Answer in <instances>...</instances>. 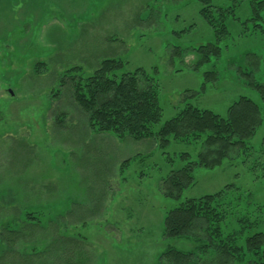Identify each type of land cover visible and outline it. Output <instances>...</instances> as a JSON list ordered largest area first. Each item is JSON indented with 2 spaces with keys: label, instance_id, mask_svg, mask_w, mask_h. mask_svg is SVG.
Segmentation results:
<instances>
[{
  "label": "rangeland",
  "instance_id": "1",
  "mask_svg": "<svg viewBox=\"0 0 264 264\" xmlns=\"http://www.w3.org/2000/svg\"><path fill=\"white\" fill-rule=\"evenodd\" d=\"M211 3L233 6L235 15L221 56L196 68L194 49L217 42L201 0H0V264H37L29 252L59 234L80 239L81 251L58 246L42 255L44 264H67L71 254L88 264H156L168 247L195 248L163 235L166 213L226 184H234L232 199L241 195L244 213L236 215L259 221L245 234L264 231V121L247 157L197 166L176 199L164 195L162 181L196 160L199 144L171 139L163 149L153 139L93 131L71 95L74 80L118 58L121 72L144 68L158 84L163 118L155 128L186 103L225 116L240 95L264 117V98L247 83L264 82V5ZM209 69L218 78L203 87ZM39 220L47 226L32 223Z\"/></svg>",
  "mask_w": 264,
  "mask_h": 264
},
{
  "label": "trees",
  "instance_id": "2",
  "mask_svg": "<svg viewBox=\"0 0 264 264\" xmlns=\"http://www.w3.org/2000/svg\"><path fill=\"white\" fill-rule=\"evenodd\" d=\"M201 1V16L213 28L217 42L194 49L199 56L196 68L221 56L223 50L219 42L229 33L226 20L230 13L235 15L233 6L223 7L212 4L211 0ZM258 4L264 5V0H258ZM253 63L257 69L258 60ZM123 65L118 58L103 59L93 74L72 82L71 95L93 131L112 132L120 139H153L163 149L168 147L171 139L200 145L196 160H188L163 179L161 190L164 195L180 198L183 191L195 182L197 166L214 168L226 159L247 157L254 150L248 140L255 135L264 117L259 103L251 97L240 95L229 105L225 116L186 103L175 116L155 128L163 118L158 84L144 68L121 72ZM253 73L254 70L247 74L251 78ZM204 74L206 81L203 87L218 78L216 69H209ZM247 83L259 90L264 98V82L251 78ZM188 156L187 152L182 154L186 159ZM233 188L234 184H226L214 193L186 198L170 209L164 217L163 235L190 239L195 248L168 247L156 264H264V231L245 234L246 228L256 226L259 221L236 215L244 212L238 201L241 195H234L232 199ZM32 223L41 225L42 221ZM10 230L13 234V229ZM17 232L18 236L23 235ZM80 243H83L80 239L59 234L50 244V249L59 246L65 251L69 245L79 249ZM35 260L39 261L37 264L45 263L41 258ZM88 263L86 258L71 254L67 264Z\"/></svg>",
  "mask_w": 264,
  "mask_h": 264
},
{
  "label": "crops",
  "instance_id": "3",
  "mask_svg": "<svg viewBox=\"0 0 264 264\" xmlns=\"http://www.w3.org/2000/svg\"><path fill=\"white\" fill-rule=\"evenodd\" d=\"M41 224V226H43V227H46L47 226V224L46 225H44V224H42V223H40ZM44 242V241H43ZM53 241H49V243H48V245L45 247V248H43V249H41L40 250V248H39V250H37L38 248H34L32 251H30L29 252V254H30V256H32V258L33 259H39V258H42L43 256L42 255H44V254H47V252H50V244L52 243ZM44 258V257H43Z\"/></svg>",
  "mask_w": 264,
  "mask_h": 264
}]
</instances>
